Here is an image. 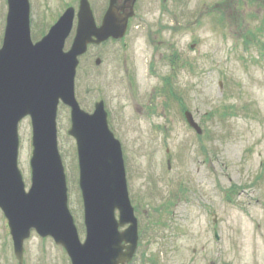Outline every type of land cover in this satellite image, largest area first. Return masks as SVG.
Segmentation results:
<instances>
[{
  "label": "rangeland",
  "instance_id": "374dc122",
  "mask_svg": "<svg viewBox=\"0 0 264 264\" xmlns=\"http://www.w3.org/2000/svg\"><path fill=\"white\" fill-rule=\"evenodd\" d=\"M148 1L122 41L89 48L79 59L74 84L85 112L103 102L121 144L142 234L131 264H264V0ZM30 16L36 42L56 16ZM2 37L0 30V44ZM69 115L58 108L57 147L83 241ZM18 137V168L29 189L28 118ZM23 251V264H69L63 249L34 232ZM0 264H17L1 211Z\"/></svg>",
  "mask_w": 264,
  "mask_h": 264
},
{
  "label": "water",
  "instance_id": "95a60500",
  "mask_svg": "<svg viewBox=\"0 0 264 264\" xmlns=\"http://www.w3.org/2000/svg\"><path fill=\"white\" fill-rule=\"evenodd\" d=\"M29 6L27 0H8L0 48V211L7 220L15 256L21 264L23 242L35 231L61 246L71 264L129 263L138 233L121 145L108 128L102 102L95 104L91 114L80 109L74 82L78 58L87 46L122 38L132 14H117L111 1L102 25L96 28L88 5L82 3L75 37L64 52L63 44L72 29V10L33 44ZM59 103L70 109L68 135L76 144L83 242L67 207V186L57 147ZM25 117L30 119L33 148L27 191L17 167L18 124ZM186 117L200 133L190 116ZM122 226H127L123 232L119 231Z\"/></svg>",
  "mask_w": 264,
  "mask_h": 264
},
{
  "label": "flooded vegetation",
  "instance_id": "af4514ba",
  "mask_svg": "<svg viewBox=\"0 0 264 264\" xmlns=\"http://www.w3.org/2000/svg\"><path fill=\"white\" fill-rule=\"evenodd\" d=\"M28 1L30 5L29 6L30 14H32L33 10H38V12L41 13L42 15L50 14L54 16L62 15L67 9H72L71 14L76 16L79 13H81L82 3L86 2L87 5L89 6L92 16L94 17V21H95L94 23H96L97 26H100V24L102 23L103 16L108 12L112 1L113 9L116 10L117 14H121V15L129 14V13L132 14L131 15L132 17H130L127 22V31L128 28L131 27L133 24L132 20H135L139 15V13H142L150 5L148 0H28ZM54 1L57 2L56 5H54ZM159 1H163V0H159ZM5 12H6L5 0H0V30L5 25ZM107 42H112V44L116 43L114 40H109Z\"/></svg>",
  "mask_w": 264,
  "mask_h": 264
}]
</instances>
